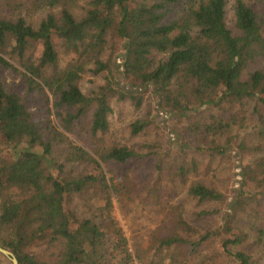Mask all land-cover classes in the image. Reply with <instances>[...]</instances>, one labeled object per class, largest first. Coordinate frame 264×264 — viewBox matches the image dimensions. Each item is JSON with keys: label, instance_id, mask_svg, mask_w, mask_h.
Listing matches in <instances>:
<instances>
[{"label": "trees", "instance_id": "1", "mask_svg": "<svg viewBox=\"0 0 264 264\" xmlns=\"http://www.w3.org/2000/svg\"><path fill=\"white\" fill-rule=\"evenodd\" d=\"M226 4L0 0V72L20 74L26 93L42 98L39 116L0 75V248L17 264L133 263L113 198L134 188L111 165L142 155L106 142L111 102L141 111L147 100L154 116L175 122L173 141L182 152L193 142L196 152L210 157L237 148L252 158L216 230H196L199 238L189 241L180 233L195 235V229L175 214L169 234L154 238L157 249L170 254V264H188L204 243L219 240L225 264H264V0H234L231 27ZM85 75L99 81L88 93L80 88ZM154 121L151 114L137 119L132 134ZM76 134L90 152L71 140ZM150 156L156 179L180 184L198 203H223L194 158L168 165L161 151ZM158 183L147 188L155 203ZM247 209L263 217L244 232L233 224ZM0 264L12 263L0 254Z\"/></svg>", "mask_w": 264, "mask_h": 264}, {"label": "rangeland", "instance_id": "2", "mask_svg": "<svg viewBox=\"0 0 264 264\" xmlns=\"http://www.w3.org/2000/svg\"><path fill=\"white\" fill-rule=\"evenodd\" d=\"M245 1L251 5L253 3V0ZM233 2L234 0H226V21L229 27H231L232 22ZM41 16V13L34 15V21H37ZM39 50L37 45L34 54L38 55ZM16 67L18 68V66ZM0 75L7 89L17 93L28 108L40 116L42 102L39 99L42 98L35 93H26V85L21 75L10 71L0 72ZM98 82L97 79L85 75L80 83V88L83 92L88 93ZM125 88H128L127 84H125ZM147 97L146 94L145 98ZM153 107V102L147 100L141 111H135L127 102L112 101V114L109 116L110 130L106 143L113 142L120 146H126L142 155V158L136 161H130L123 165H111L113 172L126 187L134 188L129 195L121 193L118 197L114 196L113 198V216L128 241L134 259L132 264H170V254L158 250L154 244V238L169 234L173 227L175 214H180L195 229V235L180 233L183 238L189 241H196L199 238L198 232L216 230L222 223L223 214L230 213L229 208L233 206L235 195L241 190L243 170L252 161L250 156L241 154L237 148L225 156L214 155L210 157L209 154L196 152V145L193 142H189L185 152H182L179 149L180 143L174 144L173 141V130L176 129L175 122L169 119V115L156 112L154 116ZM147 114H151L155 120L154 123L143 133L133 135L131 124L137 119L145 118ZM52 119L57 124L53 117ZM252 123H255L254 120ZM251 126L252 124L246 131H250ZM71 140L90 152L89 146L83 139L79 138L78 134L71 136ZM157 147L159 148L157 149ZM157 150L161 151L162 155L168 156L165 159L168 165H173L177 163L176 161H187L193 158L198 161L200 168L204 171L205 181L214 185L217 191L224 195L223 203H198L186 194L185 188L180 184L168 183L167 179H156L157 169L150 155ZM87 170V168H83V171ZM104 172L108 179L110 176L107 174V170L104 169ZM157 182H159L160 191L156 192L159 193V199L155 203L148 197L147 188L154 186ZM78 203L80 202L77 200L74 204L75 209L78 207ZM92 207L96 212L98 204L92 203ZM81 211H83L82 208ZM257 211L262 214V209H257ZM204 212L206 216L198 218ZM262 217L263 215L256 217L250 209H247L245 212H239L235 215L233 226L246 232L251 222L254 223ZM249 242L252 241L249 240ZM249 249L252 255L257 258L254 247ZM36 250L40 252L42 247L37 246ZM187 263L225 264L219 240L204 243L197 252L192 254V257L189 258L188 256Z\"/></svg>", "mask_w": 264, "mask_h": 264}, {"label": "water", "instance_id": "3", "mask_svg": "<svg viewBox=\"0 0 264 264\" xmlns=\"http://www.w3.org/2000/svg\"><path fill=\"white\" fill-rule=\"evenodd\" d=\"M0 254L4 255L7 258H9L12 264H17V260L15 259L14 255L12 253L0 248Z\"/></svg>", "mask_w": 264, "mask_h": 264}]
</instances>
